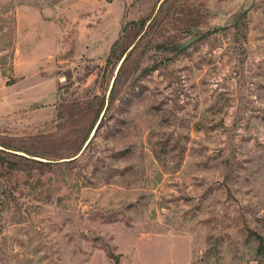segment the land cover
Masks as SVG:
<instances>
[{
	"label": "rangeland",
	"instance_id": "1",
	"mask_svg": "<svg viewBox=\"0 0 264 264\" xmlns=\"http://www.w3.org/2000/svg\"><path fill=\"white\" fill-rule=\"evenodd\" d=\"M264 264V0H0V264Z\"/></svg>",
	"mask_w": 264,
	"mask_h": 264
},
{
	"label": "crops",
	"instance_id": "2",
	"mask_svg": "<svg viewBox=\"0 0 264 264\" xmlns=\"http://www.w3.org/2000/svg\"><path fill=\"white\" fill-rule=\"evenodd\" d=\"M140 260H142V259L138 258L135 264H138V261H140ZM140 262H141V261H140ZM142 264H161V263H160V262H159V263H156V262H150V260H149L148 263H147L146 260H143V261H142ZM165 264H174V263L166 262ZM184 264H192L191 253H188L187 258H186V262H185Z\"/></svg>",
	"mask_w": 264,
	"mask_h": 264
}]
</instances>
